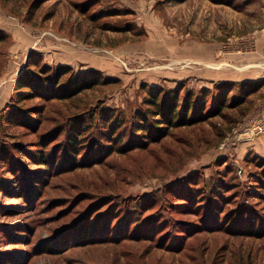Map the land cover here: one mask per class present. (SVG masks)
Here are the masks:
<instances>
[{
  "label": "rangeland",
  "instance_id": "1",
  "mask_svg": "<svg viewBox=\"0 0 264 264\" xmlns=\"http://www.w3.org/2000/svg\"><path fill=\"white\" fill-rule=\"evenodd\" d=\"M263 123L264 0H0V264H264Z\"/></svg>",
  "mask_w": 264,
  "mask_h": 264
},
{
  "label": "trees",
  "instance_id": "2",
  "mask_svg": "<svg viewBox=\"0 0 264 264\" xmlns=\"http://www.w3.org/2000/svg\"><path fill=\"white\" fill-rule=\"evenodd\" d=\"M58 73H61L62 67L57 68ZM64 72L61 73L60 78L63 76ZM35 77L34 75H29V76H24L23 74H21L17 80H16V84H15V90L18 93V96L20 95V97H22L23 99L26 97H32L34 95L38 94V89L33 85V80ZM49 87L52 83V78L48 79ZM87 88H80V89H76V91H78L77 93H80L84 90H86ZM205 95H203L202 97H204ZM160 98L158 97H154V100H150V102L152 103V106H154V108H156V123L158 124H163L164 126H151L150 128H153L154 130H156L158 133L161 132V134H164V131H166V129H168L169 126H175L176 124H180V123H188V122H192L194 121V123H198V116L200 111L198 110L200 107V103H203L204 98H200L194 97L193 95H189L186 99V102L181 106L180 105V97L178 93H174L173 95H169V94H165V96H163L160 100ZM224 106V104H222V106H220L219 109H222ZM191 114V117H188L187 114ZM202 114V112H201ZM140 123H138L142 128L139 129V131H141V135L145 132L144 129L148 128L147 126H145L144 120L139 119ZM143 121V122H141ZM80 139H84V137L80 138ZM72 141L75 140L73 139ZM71 144V143H70ZM120 150V149H119ZM36 161V165H39L40 167L43 166V170L41 171V173L43 174H47L48 172L51 173L52 171V166L49 164V159L45 158V156L40 155V156H36L35 158ZM35 174H37L36 170H33ZM39 177V175L33 176V179H36L35 177ZM24 179H27V183L29 184L31 182L32 179V175H27L23 177ZM23 179V180H24ZM23 180H21V185L23 184ZM28 186V185H27ZM27 190L24 191V193ZM28 196H23L24 200H27ZM68 228V227H67ZM66 228V229H67ZM65 233V232H64ZM19 236H23L22 234H20Z\"/></svg>",
  "mask_w": 264,
  "mask_h": 264
},
{
  "label": "built area",
  "instance_id": "3",
  "mask_svg": "<svg viewBox=\"0 0 264 264\" xmlns=\"http://www.w3.org/2000/svg\"><path fill=\"white\" fill-rule=\"evenodd\" d=\"M264 132V123L257 125L254 129L249 128L247 139H253L256 135Z\"/></svg>",
  "mask_w": 264,
  "mask_h": 264
}]
</instances>
